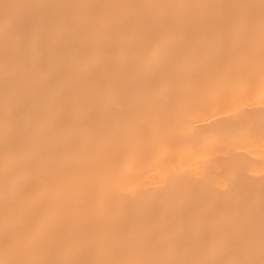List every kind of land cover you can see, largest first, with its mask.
<instances>
[{"label": "bare ground", "instance_id": "bare-ground-1", "mask_svg": "<svg viewBox=\"0 0 264 264\" xmlns=\"http://www.w3.org/2000/svg\"><path fill=\"white\" fill-rule=\"evenodd\" d=\"M0 264H264V0H0Z\"/></svg>", "mask_w": 264, "mask_h": 264}]
</instances>
